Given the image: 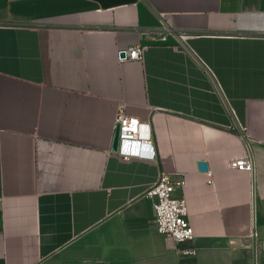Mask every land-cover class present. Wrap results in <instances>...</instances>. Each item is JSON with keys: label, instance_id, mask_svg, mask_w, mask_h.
I'll return each instance as SVG.
<instances>
[{"label": "crops", "instance_id": "0c3cea01", "mask_svg": "<svg viewBox=\"0 0 264 264\" xmlns=\"http://www.w3.org/2000/svg\"><path fill=\"white\" fill-rule=\"evenodd\" d=\"M121 102L156 158L112 149ZM162 171L192 240L154 229ZM0 264H264V0H0Z\"/></svg>", "mask_w": 264, "mask_h": 264}, {"label": "built area", "instance_id": "2783aa9c", "mask_svg": "<svg viewBox=\"0 0 264 264\" xmlns=\"http://www.w3.org/2000/svg\"><path fill=\"white\" fill-rule=\"evenodd\" d=\"M146 44H136L119 50L121 61L129 59H141L147 49ZM119 130V144L116 152L125 159L132 156L156 158L157 151L154 147L155 139L151 124L144 122L138 116L128 114L125 111V103L121 102L114 123ZM144 147L151 148L146 153ZM230 166L241 170L253 172L255 168L254 157L251 148L230 161ZM185 178H174L170 173L162 171L158 180L149 187L147 196L154 199L155 218L154 229L157 233L165 235L174 242L192 240L195 237L194 228L188 218V204L185 197L175 194L177 188L185 184ZM187 254H195L196 250H186Z\"/></svg>", "mask_w": 264, "mask_h": 264}, {"label": "water", "instance_id": "95a60500", "mask_svg": "<svg viewBox=\"0 0 264 264\" xmlns=\"http://www.w3.org/2000/svg\"><path fill=\"white\" fill-rule=\"evenodd\" d=\"M118 144H119V130H118V128H117V129H116V132H115V135H114L113 146H112V149H113L114 151L117 150V148H118ZM200 168H201L202 170H207V169H208L207 163L204 162V161L201 162V163H200Z\"/></svg>", "mask_w": 264, "mask_h": 264}]
</instances>
